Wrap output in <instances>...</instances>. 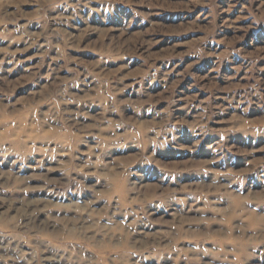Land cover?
<instances>
[{
    "label": "rangeland",
    "instance_id": "rangeland-1",
    "mask_svg": "<svg viewBox=\"0 0 264 264\" xmlns=\"http://www.w3.org/2000/svg\"><path fill=\"white\" fill-rule=\"evenodd\" d=\"M0 264H264V0H0Z\"/></svg>",
    "mask_w": 264,
    "mask_h": 264
}]
</instances>
